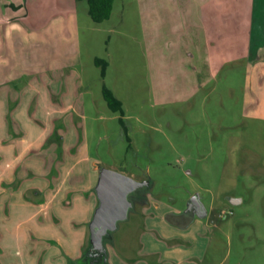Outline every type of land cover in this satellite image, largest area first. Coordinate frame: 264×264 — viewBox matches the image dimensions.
<instances>
[{
  "label": "rangeland",
  "instance_id": "374dc122",
  "mask_svg": "<svg viewBox=\"0 0 264 264\" xmlns=\"http://www.w3.org/2000/svg\"><path fill=\"white\" fill-rule=\"evenodd\" d=\"M156 2L116 0L96 21L88 0H0V264H264V60L228 58L159 100ZM237 5L264 28V0ZM103 167L145 182L107 254L91 229ZM196 193L208 214L172 222Z\"/></svg>",
  "mask_w": 264,
  "mask_h": 264
},
{
  "label": "crops",
  "instance_id": "0c3cea01",
  "mask_svg": "<svg viewBox=\"0 0 264 264\" xmlns=\"http://www.w3.org/2000/svg\"><path fill=\"white\" fill-rule=\"evenodd\" d=\"M156 1V8L144 11V18L150 24L148 37L152 63L156 66L158 89L163 93L159 100H175L190 95L213 77L228 58L238 59L241 55L254 53L264 60V28L256 30L252 11L247 10L245 18H242L244 15L238 9V0L231 1V8H225L223 0ZM166 66L177 68L170 72ZM181 81L183 89L175 90L174 86H180ZM47 145L52 147L56 144L51 141ZM48 157L53 163V156L48 154ZM57 158L55 154V161ZM100 175L91 187L98 197L97 201L94 198L92 219L100 204L97 191ZM76 178L83 179L82 176ZM180 212L170 211L167 216L177 223L174 216ZM196 218L183 223L184 226H189ZM108 245L110 242L107 248ZM108 254V262L112 264L111 252Z\"/></svg>",
  "mask_w": 264,
  "mask_h": 264
},
{
  "label": "water",
  "instance_id": "95a60500",
  "mask_svg": "<svg viewBox=\"0 0 264 264\" xmlns=\"http://www.w3.org/2000/svg\"><path fill=\"white\" fill-rule=\"evenodd\" d=\"M143 184L145 182L136 180L134 177L123 172L105 167L101 169L97 185L100 204L96 209L91 226L93 247L95 249H99V251L106 252L107 254L104 243V237L107 233L105 234L104 232L107 229L116 228L117 221L127 217L130 206H133L132 201L128 198V194ZM198 198L202 200L200 193L194 194L189 201V205L193 202L200 204ZM233 201L237 202L239 200L233 198ZM206 211L208 212L207 207Z\"/></svg>",
  "mask_w": 264,
  "mask_h": 264
},
{
  "label": "trees",
  "instance_id": "16d2710c",
  "mask_svg": "<svg viewBox=\"0 0 264 264\" xmlns=\"http://www.w3.org/2000/svg\"><path fill=\"white\" fill-rule=\"evenodd\" d=\"M90 3L89 13L96 21H104L111 17L116 0H88ZM105 95L109 104L115 110H123V102L108 88H105Z\"/></svg>",
  "mask_w": 264,
  "mask_h": 264
},
{
  "label": "flooded vegetation",
  "instance_id": "af4514ba",
  "mask_svg": "<svg viewBox=\"0 0 264 264\" xmlns=\"http://www.w3.org/2000/svg\"><path fill=\"white\" fill-rule=\"evenodd\" d=\"M198 201L200 202V204H198L197 202H193L189 205L188 203V207L184 211L174 216L176 221L178 220L182 221L183 223H187L188 221L196 217H203L206 213L208 214L205 207L206 204L203 203V199L201 200L198 198Z\"/></svg>",
  "mask_w": 264,
  "mask_h": 264
}]
</instances>
